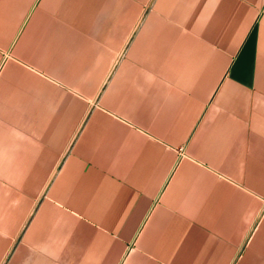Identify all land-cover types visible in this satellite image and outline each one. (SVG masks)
I'll use <instances>...</instances> for the list:
<instances>
[{
	"label": "crops",
	"instance_id": "1",
	"mask_svg": "<svg viewBox=\"0 0 264 264\" xmlns=\"http://www.w3.org/2000/svg\"><path fill=\"white\" fill-rule=\"evenodd\" d=\"M0 264H264V0H0Z\"/></svg>",
	"mask_w": 264,
	"mask_h": 264
}]
</instances>
